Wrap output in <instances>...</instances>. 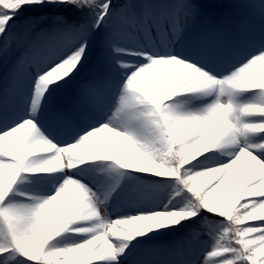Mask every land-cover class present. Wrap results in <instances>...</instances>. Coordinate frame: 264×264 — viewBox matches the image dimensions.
I'll use <instances>...</instances> for the list:
<instances>
[{"label":"snow or ice","instance_id":"1","mask_svg":"<svg viewBox=\"0 0 264 264\" xmlns=\"http://www.w3.org/2000/svg\"><path fill=\"white\" fill-rule=\"evenodd\" d=\"M0 264H264V0H0Z\"/></svg>","mask_w":264,"mask_h":264},{"label":"rangeland","instance_id":"2","mask_svg":"<svg viewBox=\"0 0 264 264\" xmlns=\"http://www.w3.org/2000/svg\"><path fill=\"white\" fill-rule=\"evenodd\" d=\"M209 2H217V0H209Z\"/></svg>","mask_w":264,"mask_h":264}]
</instances>
